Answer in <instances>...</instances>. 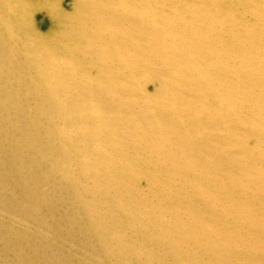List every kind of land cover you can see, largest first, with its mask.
<instances>
[{"label": "bare ground", "instance_id": "1", "mask_svg": "<svg viewBox=\"0 0 264 264\" xmlns=\"http://www.w3.org/2000/svg\"><path fill=\"white\" fill-rule=\"evenodd\" d=\"M0 264H264V0H0Z\"/></svg>", "mask_w": 264, "mask_h": 264}]
</instances>
